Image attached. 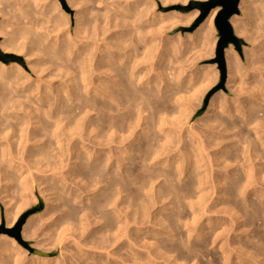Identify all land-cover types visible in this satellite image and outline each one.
I'll list each match as a JSON object with an SVG mask.
<instances>
[{
	"label": "bare ground",
	"instance_id": "obj_1",
	"mask_svg": "<svg viewBox=\"0 0 264 264\" xmlns=\"http://www.w3.org/2000/svg\"><path fill=\"white\" fill-rule=\"evenodd\" d=\"M90 1L92 4L96 2L100 6L103 5L104 9L99 6L102 11L105 10L106 14H103L105 15L103 18H99V12V17L96 16L95 18L93 14L91 16V12L87 8ZM90 1L87 3L83 1L78 2L77 0H67L68 3H76L75 7H78L77 10H79L75 18H72L76 22L74 23L76 28H74L75 33L73 35L62 31V34H57V40L54 41L52 39L47 46L43 38L39 39L40 42L44 40L42 44L44 46H41L45 47V52H49L51 54L49 56H52L54 59V61L51 60L52 73L50 72L51 80L54 81L49 86H46L50 90V94L47 95L48 92H43L44 94L42 93L40 98L36 99L37 102H42V106L35 107V109H27L23 103L24 106L21 103L17 106L18 104L16 103H10L12 99L11 101H6L8 98L1 97L4 99L2 101L0 98V164L3 166V170H0L1 174L4 175L2 179L0 178V183L3 184L1 187L2 192L9 194L12 182H14L11 175L14 169L12 161L16 158L15 154L17 153V151H14V146H21L26 159L29 162H37L36 166L40 163V159L42 164L45 163V160L50 161V159L59 160L61 164L63 161L65 164L67 161H70V163L67 162L69 164L67 166H64L63 162L64 165L62 166L64 167L60 166L61 164H57L56 161L55 165L61 169L67 167L69 171L71 170L74 173L71 177L77 179V181L80 180L79 184H83L80 188L81 194H79V197L81 198L84 194L88 196V202L93 201V204L87 205L89 207H85L84 210L71 206V209L59 217V219H53L52 222L56 223L55 226L57 227L54 230L56 232L55 237H57L54 239L55 243L57 239L58 243H60V240H64V236L69 231H73L74 233H80V239L83 237L84 240H90L89 245H91V248L98 250L100 253L96 257L90 256V258L84 254L82 258L78 256L80 260L85 258L82 260L83 264H128V262H132V264H144L143 261L140 263L141 260L145 258L149 261V259L154 258L153 253L161 256L164 251L161 253L157 245L150 244L149 242L145 243L144 238L142 239L141 237V233L138 232L142 231L140 228L142 222L145 223L146 217H150L149 211L151 209L158 207V209L163 211L171 208V205L172 207H176L174 209H180V212L178 211L179 213L177 212V214L175 212L173 213L174 215L167 216L169 220L164 221H170L173 227H175L172 229L173 232L175 230V235L174 233L172 234L171 229H168L172 225L170 224L168 227L166 222L161 221L166 224L163 223L165 227L162 225L163 229L159 233L157 231L154 233H157L158 236L167 235L172 240H162L160 246L167 252L169 251V253L175 252L176 255L173 254L175 255L174 258L172 257L173 255H169V258H172V261L176 264L179 260L188 262L192 260L197 261L204 254L203 252L207 250H205L204 246L209 244V240L215 232L208 237V232L205 233L206 227L200 226L197 229L195 223H197V220H201L198 218L199 215L205 213V208L208 207L210 213L212 209L214 210L224 198L223 194L225 192H228L230 195L231 206L234 207L235 205V232L239 231L238 236H242L243 239L251 236L249 235V231L243 228L264 223V202L255 203L256 201L253 202L251 200L252 196H257L258 201L264 198V47L256 41L245 21V18L250 15L249 0H242L240 3L243 18L234 16L231 19V25L236 35L244 36L247 41L253 44V48L250 51L251 54L246 55L248 56V68L246 67V71L232 49L226 51L228 84H232L233 89H235V110L228 107V109L224 108L225 99L222 101L223 104H218V100L214 98L210 102L208 111L209 115L221 111L223 115L229 116L231 122L230 120L229 122L224 121L223 117L220 119L219 116H214L205 122L199 134H186L184 132L185 129L183 130L184 127L179 126L176 128L175 123L177 120L176 122L174 121L175 123L169 120L173 116L177 117L178 114L173 115L171 113L173 108L171 111V107L159 105L162 101L160 99L163 96L162 98H158V94L161 92L160 86L163 83L158 88V83L153 82L156 84L154 85L156 90H158L156 91L153 85L150 87L145 86L144 84L147 82H143L144 77L147 78L146 75L148 76L147 79H150L149 75L152 72L156 75L157 72L160 73L159 66H156L158 64H152V61L155 62L154 59L157 61L155 57L156 50L153 44L155 43L156 45V42H154L156 39L153 35H155L156 30L159 31L161 29L158 27L159 30L155 29L156 27L154 28L152 23H148L150 25L146 29L148 24L145 25L146 23L141 21L143 19L146 22L155 21L161 16H158L159 18L157 15L154 16L153 8L150 5L146 6L147 4L143 3L144 0H123L126 3V6L122 4L124 7L120 4L121 0ZM94 6L97 7L95 4ZM121 9L123 12H121ZM7 12L9 14H5L11 16L14 19L13 21H15L12 15V7ZM17 13L16 11V15ZM217 14L218 9L213 10L206 25L200 28L195 35L188 36L190 37L188 40L196 41L195 39L199 34L205 39L206 35L209 34V30H212L211 27H213V21ZM19 18L13 22L14 24L16 23L17 30L19 28L21 30V27L25 24L20 16ZM63 18L65 16L62 17V20L66 23L65 19L67 18ZM163 22L162 20L158 23L162 24ZM142 23L145 26H142ZM25 27L27 28V26ZM0 29V35L4 37L0 44L1 49L19 52L20 49L18 51L14 44V39L18 34L14 39L10 38V40L9 36L5 34L6 31H2V28ZM54 29L45 30V32L52 31L54 33V31L59 30L57 28ZM47 33L44 34L46 35L44 37L49 38L50 36ZM142 43L145 44L146 48L142 51L145 56L142 57L143 59H141V51H139L142 47L137 48ZM34 48L33 50H35ZM157 48H159L158 45ZM30 52L28 53L29 59L34 54ZM160 53H158V59L163 55ZM46 54L48 55V53ZM142 60H149L151 62L144 61L143 64L140 62ZM146 63L147 65L151 63V66L148 68L149 70L146 69L148 66L146 68L142 66H146ZM158 63L161 65V61ZM33 64L32 62L29 63V67H33L35 65ZM147 70L150 73H145L146 75L144 76L143 74ZM20 71V67L16 65L8 67L0 62V76L5 77V75ZM247 71H250L251 75H255V79L243 80L241 74H245ZM164 73L162 71L158 76H163ZM163 77H161V82L164 81ZM57 82L58 86L55 87L54 84ZM173 83L175 85V82ZM173 89L175 90V87ZM173 89L172 91H174ZM170 93L172 95L173 92ZM173 96L174 98L172 99ZM173 96L170 97L172 101L175 99V95ZM156 97L159 103H156ZM167 99L166 101L169 103V98ZM175 102L177 101L175 100ZM179 109L181 107L176 111L180 112ZM181 124L183 125L184 123H180L179 125ZM231 129L235 130V143L232 140L234 136L230 134ZM160 133L162 134L161 137L159 136ZM48 142L58 147L56 146L57 148L52 149V151L49 149H40L35 152L33 150L29 151V144H32L35 150L41 145L46 146L50 144ZM233 144H235V152H232L231 157H228ZM210 151L213 152L212 155L209 154ZM65 159L68 160L65 161ZM42 164L38 166H43ZM52 165L48 164V168L51 167L52 169L55 167V165L53 167ZM78 166L82 167L81 169L79 167L80 170L76 171L75 169ZM64 173L60 172L64 176H69L68 174H70ZM23 176L19 178L26 181ZM72 179L70 178L71 181ZM67 181H69L67 178L62 179L63 187L66 186ZM24 183L22 184L26 186V183ZM80 191L78 192L80 193ZM213 194L217 197L212 202L214 208L212 205L208 206V202L211 199L208 198ZM62 199L58 195L55 201L59 202ZM96 201L97 203H95ZM226 202L225 204L229 203ZM65 204L66 206H70L67 202ZM59 207H56L51 213H49L51 209L48 208L46 213L54 216V214H57V210L60 209ZM5 208L7 207L5 206ZM23 208L24 205H17L15 208L6 211L5 216L8 226L15 224L24 210ZM187 216H192V224H188V222L186 225L183 224L186 228L185 239L182 231H180V224L185 219L187 221ZM97 219L99 220L97 221ZM100 220L102 221V225L96 229L93 223L100 224ZM31 223L32 221H28L27 225L24 226V236L30 234L31 237L32 235L35 237V230L34 232H29ZM133 230L135 232H132ZM205 236L208 238L204 239ZM196 238H203L204 243L201 242L203 245L193 244V240ZM215 238L217 239V236ZM68 239L70 238L68 237ZM214 240L213 242L215 243ZM141 241H144V245H142ZM58 243L56 244L58 245ZM15 244L14 239L8 241L6 238H0V264L5 262L4 256L2 259L1 255L3 253L12 255L11 250H16L14 248ZM9 245L13 246V249ZM141 245L145 246L147 251L152 250V252L150 251L146 254L140 253ZM113 247L118 250L117 253L110 252V249ZM247 247L249 248V246ZM254 247H252L254 251L248 252L246 250L251 248L244 250V247L238 246L237 250L235 249V253H238L235 254V263L233 259L225 257L224 264H264V258L259 259V255H261L260 257H264V243L259 247L256 246L257 248ZM127 249L130 250V253L126 254L125 256L127 257L124 259V255L120 253H125ZM166 254L168 253H164V255ZM75 255L73 253L72 256L76 257ZM19 256V252L14 256L17 259L15 262H19L18 260L22 259ZM166 256L164 259H166ZM8 260L10 259L8 258ZM22 260L20 264H23ZM65 261H67L66 258ZM8 262L5 263L8 264ZM44 263L47 262L42 261V264ZM64 264L74 263L65 262Z\"/></svg>",
	"mask_w": 264,
	"mask_h": 264
},
{
	"label": "rangeland",
	"instance_id": "obj_2",
	"mask_svg": "<svg viewBox=\"0 0 264 264\" xmlns=\"http://www.w3.org/2000/svg\"><path fill=\"white\" fill-rule=\"evenodd\" d=\"M77 1L78 2L83 1V2L88 3L90 0H77ZM208 1H210V0H168V2H167V0H161V1L160 0H147V1L144 0L143 1V3L145 5L147 4L146 6L150 5V7L153 8V14L155 13L154 16L157 15V17L158 16L162 17V19H161V17L160 18L158 17L159 18V19H157L158 21L157 20H155V21L151 20L152 22L151 21L146 22L145 19H143L141 21L143 23H146L145 25H147L148 23H152L154 25L153 27L154 28L156 27L155 29H158V28L161 29V30L158 29L159 31L156 30L157 33L155 32L154 33L155 35H153L154 38L156 39L154 41V42H156V45H155V43H153V44H154L155 50H156L155 51V57L157 58V61H156V59H154L155 62L152 61V64L153 63L158 64L156 66L157 67L159 66L158 69H159L160 73L157 72V75H156L155 73L152 72L149 75L150 79H147L148 76L146 74L148 73V70H149L148 68H149V66H151V63L150 64L148 63V65L146 63V66L141 64L142 66H144V68H146L148 66L146 68V69H148L147 72H144V74H143L144 76L146 75L147 78L144 77L143 82H147L144 84L145 86L147 85L150 87L151 85H153V88H155L154 85H156L157 83H158L157 84L158 88H159V85H162V83H163L164 86L163 85L160 86L161 92L158 94V98H162V96L164 98L166 96L165 97L166 99L165 98H164L165 100L163 98L160 99L163 101V102L161 101L162 104H160L161 102L159 103L158 102L159 100L156 97L157 98L156 103L158 102L160 106L164 105L167 107H171L170 108L171 111L173 108V111L171 113L173 115L178 114V116H177L178 118L176 116H173V117L169 118V120L173 123H175L177 120L178 123L176 122L175 123L176 125L173 123L172 124L175 125L176 128H178L179 126H181L182 128L184 127L183 130L185 129L184 132L186 134H193V133L199 134L202 131L205 122L209 118H212L214 116H219L220 119H222V117H223L224 121L229 122V120H230L229 116L223 115V113H221V111L211 113V115L208 114V111L210 108V102L214 98L216 100H218L217 101L218 104H220V103L223 104L222 101L225 99L224 104H223V106H225L224 108L225 109L231 108L232 110H235V89H233L232 84H228L229 78H228V68H227V61H226V51L229 49H232L234 54L237 56L240 64H242V67L244 66L243 69L245 68L244 70L246 71V69L248 68L247 67L248 66L247 65L248 56H246V55L251 54L250 51L253 48V44L251 42L247 41L244 38V36L241 37L238 34H237L238 35L237 36L235 31H234L235 36L239 40H241L242 43L238 44V45L231 44L229 46V48L225 51L226 75H225V79H224L222 72H221V69H220V66L217 63V46H218V43L220 41V35L216 29L215 20H216L218 14L214 18L213 27H211L212 30H209L208 35L205 34L208 37V39H207V37L205 38L206 41H205V39H203V36L201 34H199L198 37L195 39L196 41H190V39L188 40V38H190L188 36L195 35V33L200 28H203V26L206 25L208 18L210 17L211 13L213 12L212 11L204 20H201L202 19L201 8L199 6H197L196 4L205 3ZM90 2L88 3V5L87 4L86 5H87L88 10H90V12H91V16L93 14L95 18H96V16L97 17L100 16L99 18H103L105 16V15H103L105 13V10L102 11V9H104L103 5L100 6L99 4H96V2H94L93 4H92V2L91 3ZM263 2H264V0H258V1L257 0L256 1L255 0H249L248 5L250 7V15H248L245 18L248 29L250 30L251 34L254 35L256 41L260 45H262V47H264V24H263L264 23V7H263L264 3ZM70 4L71 3H68L67 0H0V9H1L0 10L1 11L0 12V28H2V31H6L5 34L9 36L8 37L9 39L10 38L14 39V37L18 34L16 36V38L14 39L15 41L13 39L12 40L15 42L14 43L16 45L15 48L18 51L20 49L19 52H16V51L12 52V51H4L0 47L1 56L3 55V56H10V57L15 58V59H9V58L8 59L7 58L2 59L0 57V62L4 63L8 67H10V66L12 67V66L16 65V66L20 67V69H21L20 72L10 73L8 75H5L6 78L4 76H0V98L1 97L2 98L3 97L8 98L9 100L6 99V101H11V99H12L13 102L11 101L10 103L11 104L16 103V104H18L17 106H19L20 103L21 104L23 103L27 109H32V108L35 109V107L42 106V104H41L42 102H40V101L37 102L36 99L40 98V95L43 92H48L47 95L50 94V92H49L50 90H48L47 89L48 87H46V86L47 85L49 86L54 81V80H51V78H52L51 77V73H52L51 72L52 71L51 60L54 61V59L52 58V56L51 57L49 56V55H51V54H49V52H45L46 51V50H44L45 47H42V46H44L42 44H43L44 40H45L44 43L46 46L48 45L49 41H51L52 39L54 41H56L58 35L62 34V31L63 32L66 31L67 33H71L72 35L75 33L74 28H76V25L74 23H76V22L74 20H72V18L73 19L75 18V15L79 10H77L78 7L77 8L75 7L76 3L74 4L72 2V4L71 5ZM94 4L97 5V7L94 6ZM120 4H121V6H122V4H125V6H126V3L123 0H121ZM154 5H155V7H154ZM99 6L102 7V9H100ZM6 7L8 9L12 7V12H13L12 15H13V18H15V21H16V19L17 20L20 19L19 16L21 17V19L25 23L23 25L24 27L22 26L24 29L21 27V30H20V28L17 30V25H15L16 23L15 24L13 23V22H15V21H13L14 19H12L11 16L7 15L9 13L7 12L8 9ZM122 7H124V5ZM4 9H6L5 10L6 12L4 11ZM217 9H218V13H219L220 8H217ZM20 10H22V11L20 12ZM16 11L18 12L17 13L18 16L16 15ZM239 11H240V13L238 15H235V16H239V17L243 18L242 11L240 8H239ZM98 12H99V16H98ZM121 12H123V10ZM5 13H7V14H5ZM14 14H15V17H14ZM64 16H65V18H67V19L63 18L66 20L65 21L66 23H64L62 20V17H64ZM146 19H148V18H146ZM190 19H191V21L188 22V20H190ZM160 20L164 21L162 23L164 25L158 23V22H161ZM10 21H12V22H10ZM143 23L141 25L145 26V25H143ZM57 24H59V25H57ZM149 25L150 24H148L146 26V29L148 28ZM25 26H27V28ZM3 28H5V29H3ZM54 28H57L61 31L57 30V31H54V33L52 31H46L45 32V30H55ZM143 28H145V27H143ZM151 28H149V29H151ZM26 29H27V31H26ZM0 31H1V29H0ZM46 33L49 34V36L51 38L50 37L49 38L44 37V36H46V35H44ZM41 38L44 39L43 42L41 41L42 43L39 40ZM3 39H4V37H2L0 35V44L3 41ZM38 42L41 44H39ZM136 44H137V42H136ZM142 44L141 45L139 44L138 45L139 47H137L138 49L140 47H142L139 50V51H141V53L139 52L141 54V59H143L142 57L144 56L143 55L144 53L142 51H144L146 49L144 46L145 44H143L144 47L142 46ZM157 45L159 48H157ZM33 48L35 50H33ZM30 51L33 52L34 54L29 59L28 53ZM42 52H43V54H42ZM46 53H48V55ZM158 53L163 54L162 56H164V57L162 58V56H161L158 59V55H159ZM144 61L145 62L146 61L151 62L149 60H142L140 62L143 63ZM159 61H161V63H160L161 65H159V63H158ZM31 62L35 64V65L33 64L34 65L33 67H31V66L29 67V63H31ZM162 68H163V70H162ZM162 71H163V73L165 72L163 74L164 77L158 76V74H161ZM180 73H181V75H180ZM154 75H156V76H154ZM241 75H240L241 78L243 80H246V81L248 79H255V77H254L255 75H251L250 71H247V72H245V74H241ZM153 77H154V79L152 80ZM161 77H163L164 81L166 79V81H165L166 83L164 81L161 82V80H162ZM246 77H248V78H246ZM158 78H160V79H158ZM146 80H148V81H146ZM154 81L156 82V84H154L155 83ZM168 81H169V83H167ZM173 82H175V85ZM159 83H161V84H159ZM170 83H171V85L173 84V86L175 87V90L173 89L174 87L170 85ZM54 86L57 87L58 82L55 83ZM178 87L179 88L181 87V88L176 89ZM183 87L185 90L183 89ZM39 88H40V90H39ZM172 89L176 92L172 91ZM155 90H156V88H155ZM183 90H184V92H183ZM156 91H158V90H156ZM170 92H173L172 95ZM179 93H181V94H179ZM160 94H161V96L159 97ZM165 94H167L168 97ZM169 95H171V96H169ZM173 95H175V99L172 101V99L174 98ZM182 95H184L183 96L184 101L181 99ZM170 97H172V99ZM2 98H1V100L3 101L4 99H2ZM167 98H169V103H168V101H166V100H168ZM175 100L177 102H175ZM16 101H18V102H16ZM181 101H183V103H181ZM37 103H39V104H37ZM175 103L176 104L178 103V105H176ZM179 104H181V105H179ZM169 105H171V106H169ZM183 105H184V108L186 109V111L183 108ZM230 106H232V107H230ZM179 107H181L182 111H181V109H179L180 112H177L178 111L177 109ZM174 109H175V111L177 110L176 113H175ZM182 112H186V113L182 114ZM171 113H170V115L172 116ZM182 115H183V117H182ZM186 117H187V119H186ZM180 119H183V120L185 119V120L183 122V120H180ZM186 120H187V122H185ZM179 121H180V123H184V124L179 125L180 124ZM230 122H231V120H230ZM189 131H190V133H189ZM160 134H159V136L161 137L162 134L161 135ZM230 134H231V136H234V137H232V140L235 143V140H236L235 139V130L230 131ZM48 143H50V144L46 143L47 144L46 146L41 145V146H39L38 149H35V150L32 147L33 145L29 144V146H28L29 151L33 150L35 152L36 150L38 151L40 149H44V150L49 149L52 151V149L54 150L58 147L57 145H55L53 143L51 144V142H48ZM17 148H18V150H17ZM87 148H88V146H87ZM92 149H93V146H92ZM14 151H17V153L15 152L16 158L12 161V165L14 166L13 167L14 169H13V173H11V175L13 176L14 182H12L9 194H4L2 192L1 187L3 184L0 183V229H2V228L4 229L3 233L0 234V238L1 239L6 238V240H8V241H10L11 239L12 240L14 239V241L16 243L14 248L17 251L11 250L12 255H7V253H3V255H1V258L4 256V261L5 262L9 261L8 264H14V263L20 264V263H22L21 262L22 259H23L22 260L23 264H42V261L47 262L44 264H64L65 262H69V263L73 262L74 264H81L82 260L85 259V258H83L82 260H80V258H82V256H83V254L89 258H90V256L96 257L97 255H99L100 252L98 250H93V248H91V245H89L90 240L86 239V240H88V241H86V240H84L83 237H81V239H80V235H79L80 233L79 232H76L77 233L76 234L73 231L72 232L69 231L68 232L69 234L67 233L66 236H64V238H63L64 240H60V243H58L59 241L57 239L56 243H58V245L55 243L54 238H56L57 236L55 237L56 232L54 230H56L57 227L55 226L56 223L52 222L53 219H55V218L59 219V217H61L64 213L68 212L71 209V206L72 207H78V208L84 210L85 207H89L90 204H93V201L88 202V199H87L88 196L83 194L82 196L80 195L81 198L79 197V194H81L80 188L83 186L82 183L79 184L80 180L77 181V179H74L73 177H71L74 173H72L71 170L69 171V168H67V167L62 168V169L60 167L57 168V165H55V164H56V162H57V164H61V162L59 160H51L50 159V161H52V162L54 161L53 162L54 164L52 162H50L49 160H45V163L42 160L44 163V164H42L41 159H40V163L38 162L39 163L38 165L42 164L44 167L38 166V165H37L38 166L37 167L36 166L37 162L36 163L34 161L29 162V160L26 159V156L22 152L23 149L21 146L20 147L14 146ZM232 152H235V144L232 145V149L230 150L228 157H231ZM212 153L213 152L210 151L209 154L212 155ZM32 160H34V159H32ZM67 160L65 159V161H67ZM46 161H48L49 163ZM63 162L60 166L65 164V162H64V164H63ZM67 162L70 163V161H67ZM67 162L64 166L69 165V164H67ZM47 163L50 166L52 164L55 165V167H53V165H52V167L57 168V169H53V168L51 169V167L48 168ZM64 166H62V167H64ZM2 167H3L2 164H0L1 170H3ZM79 167L81 169L82 166H78V168L76 167L75 170L76 171L80 170ZM60 169H61V171H59ZM63 169H64L65 173H64ZM1 170H0V175H2V176L0 178L2 179V177L4 175L1 174ZM60 172L64 173V174H68V173H70V174H68L69 176H67V175L64 176L63 174H60ZM20 175L21 176L24 175L23 178H25L26 181H23L22 179H20L21 178ZM31 176H32V178H31ZM66 178L69 181H67L68 183L66 184V186L63 187L61 181H62V179H66ZM70 178L71 179L73 178L72 181L70 180ZM73 180H74V183H73ZM22 183H24L27 186V188ZM263 188H264V186H263ZM78 191H80V193ZM58 195L60 198H63L62 199L63 201L62 200L61 201L59 200V202L55 201ZM223 195H224V198L221 200V202L218 203L217 206L215 205L216 206L215 208H214V206H213L214 204L212 202L214 200H216L217 197L215 196V194H213L211 197H209L208 199H210V198L211 199L208 202V206L212 205L214 210L212 209V212L210 213L208 211V207L205 208L206 210H204V211L206 214L203 213L202 215H199L198 219H201V220H197V223H195L197 229H199L200 226L206 227L205 233L208 232L207 233V234H209V236L207 235L208 237L211 236L210 234L215 232L211 236V238L209 240L210 241L209 244L204 246L205 250L206 249L207 250L206 251L204 250L205 252H203V253L206 255L205 256H204V254L201 255L197 261L192 260V261L188 262L185 260H179L180 262L177 261L178 262L177 264H179V263L180 264H196V263L197 264H199V263L200 264H220V263L224 264V258L225 257L226 258L228 257L229 259H233L234 260L233 262L235 263V256H236L235 254H238V253H235V249L238 248V246L244 247V250H246L248 248L247 246H249V248H251V249L248 248L249 250H246L249 252V251H254V249L252 247L255 246L254 248H257L256 246L259 247L260 245H262L264 243V223H258V224H255L254 226H249V227L245 226L243 229L249 231V235H251V236H247L244 239L242 236H238L239 235L238 233H240V232L239 231L235 232V205H234V207L231 206V204H232V203H230L231 198H230V195L228 192H225V194H223ZM7 196H9V198H7ZM251 200L253 202L256 201L255 203L264 202V198H263V200L261 199L258 201L257 196H252ZM97 201L95 203H97ZM226 201L229 203H227ZM66 202L68 204H70V206H68V205L66 206V204H65ZM225 202L227 204H225ZM64 204H65V206H64ZM17 205H22V206L24 205V208H23L24 210L20 214V216L17 219V221L15 222V224L8 226L7 221H6V216H5L6 211L8 209L15 208ZM57 205L60 206L59 207L60 209H58L59 211L57 210V214L53 213L54 216L52 214L50 215L49 213L53 212L52 210H54L56 207H58ZM87 205H89V206H87ZM5 206L7 208H5ZM170 207L171 208H167L163 211L161 209H158V207L151 209L149 211L150 217L149 216L146 217V220H144L145 223L142 222V224L140 226L142 231L138 232V233H141V237H142V239L144 238L143 240L145 241V243L149 242L150 244L152 243V244L157 245L159 247V249H160L159 251L161 253L163 251H164V253H168V254H166L167 256L164 255V253H162L161 256L159 254H156L159 256V258H158V256H156L155 253H153L154 258H152L153 257L152 256L151 257L152 259H149V261H148V259L144 258L141 260L140 263H142V261H143L144 264H149V263L150 264H152V263L153 264L154 263L155 264L156 263L157 264H176L172 261L173 260L172 258L171 259L169 258V255L172 256L173 254H175V252L169 253V251L167 252L162 246H160L162 240L163 241L164 240H172V238H169L167 235H163V236L159 235L158 236V234H157V233H159V231H161L163 229L162 227L165 224L164 222H166L167 226L168 225L170 226V224H171L170 221H168V222L164 221V220L168 219L167 216L174 215L173 213H175V212H176L175 214H177L178 211L180 212V209H178V208L174 209L176 207H172V205ZM225 207H227V208H225ZM48 208H50L51 211L47 214L46 210ZM228 209H229V211H228ZM230 211H232V213H230ZM83 213H85V211H83ZM83 213H82V215H83ZM189 217L190 216H187L186 217V218H188L187 221L185 219V220H183L184 222L182 221L183 223L180 224V231H182V234H183V236H185V239H186V233H185L186 228L184 227V225H186L187 222H188V224H192V220H191L192 216L190 218ZM24 218H26V219H25V222L21 228L20 238H17L13 231L16 229L17 225ZM98 220L99 219H97V221ZM28 221H30V222L32 221V223L30 224V227H29V232H32V231L34 232V230H35L36 231V234H34L35 237H33V235L31 237L30 234H29L30 236L29 235H26V236L23 235V228H24V226L27 225ZM161 221H164L163 222L164 224ZM189 221H191V222L189 223ZM94 223H93V225L96 229L102 225L101 220H100V224L99 223L94 224ZM160 223H161V225H160ZM195 224H194V226H195ZM207 224H209V225H207ZM173 228H175V227H173V225H172V227L170 226V228H168V229L169 230L171 229L170 231L172 232V234L174 233V235H175V230H174V232L172 231ZM169 230H168V232H169ZM156 231H157V233H154ZM132 232H135V230H133ZM216 233H218V234H216ZM71 236H73V237H71ZM207 236H205L204 239H206ZM216 236H217V239L215 238ZM68 237L70 239H68ZM82 238H83V240H82ZM214 238H215V240H214ZM213 240L215 241V243L213 242ZM144 241H141L142 245H144V243H143ZM154 242H156V243H154ZM201 242L204 243L203 238H196L193 240V244H195V245L196 244L197 245H203ZM86 244H88V245H86ZM142 245H141L142 248L140 249V253L146 254L147 252H150V251L152 252V250L147 251V249H145V246H142ZM244 245H246V246H244ZM223 246H224V248H223ZM10 247H12L11 249H13V246H10ZM142 249H144V250H142ZM72 250H73V252H72ZM18 252L20 254V256H19L20 259L21 258L22 259L18 260L19 262H15V261H17V259L14 256H16ZM110 252L117 253L118 250H116V248L113 247L110 249ZM73 253L76 254L75 255L76 257L72 256ZM129 253H130V250L127 249V251H125V253H120V254H123L124 259H125V257H127L125 255L129 254ZM226 253H228V254H226ZM253 254H258V253H253ZM175 255H173L172 257L174 258ZM7 256H9V257H7ZM78 256L80 258H78ZM165 256H166V259H164ZM260 256L261 255H259L260 260L262 258H264L263 256L262 257H260ZM13 257H14V259H13ZM8 258L10 260L12 259V261L8 260ZM65 258L67 261H65ZM5 259L8 261H6ZM78 260H79V262H78ZM80 261H81V263H80ZM5 262H3L2 264H7ZM128 264H132V262H128Z\"/></svg>",
	"mask_w": 264,
	"mask_h": 264
},
{
	"label": "water",
	"instance_id": "obj_3",
	"mask_svg": "<svg viewBox=\"0 0 264 264\" xmlns=\"http://www.w3.org/2000/svg\"><path fill=\"white\" fill-rule=\"evenodd\" d=\"M242 0H210L205 3L196 4L201 8L202 19L204 20L213 10L220 8V11L215 20L216 29L220 35V41L217 46V63L220 66L223 78L226 75V62H225V51L231 44L238 45L242 41L239 40L234 33V29L231 25V19L240 13V3ZM2 59H15L10 56H1ZM25 219L17 225L13 231L17 238H20L21 228L25 222ZM4 229H0V234L3 233Z\"/></svg>",
	"mask_w": 264,
	"mask_h": 264
}]
</instances>
